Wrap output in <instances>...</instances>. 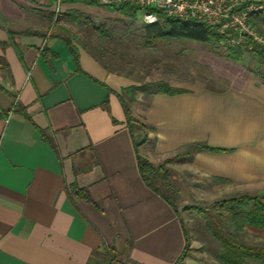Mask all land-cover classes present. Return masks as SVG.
I'll return each instance as SVG.
<instances>
[{
	"label": "crops",
	"instance_id": "0c3cea01",
	"mask_svg": "<svg viewBox=\"0 0 264 264\" xmlns=\"http://www.w3.org/2000/svg\"><path fill=\"white\" fill-rule=\"evenodd\" d=\"M79 6L90 8L64 0L58 14ZM56 8L57 0H0L8 65L0 70V264H100L110 248L123 264H174L181 225L141 180L117 96L140 82L69 39L75 62L66 37L50 32ZM213 71L222 87L170 79L185 91L150 97L143 121L155 140L139 152L155 164L206 146L213 150L182 160V173L233 187L263 183L264 84L228 61Z\"/></svg>",
	"mask_w": 264,
	"mask_h": 264
},
{
	"label": "rangeland",
	"instance_id": "374dc122",
	"mask_svg": "<svg viewBox=\"0 0 264 264\" xmlns=\"http://www.w3.org/2000/svg\"><path fill=\"white\" fill-rule=\"evenodd\" d=\"M76 11L81 13L82 17H77L75 21L58 14L56 20H52L50 32L58 33L83 45V48L109 71L131 77L140 83L167 82L173 79L192 83L201 81L211 88L223 86V81L213 71L215 64L225 61L219 57L224 50L222 44L208 45L186 39H172L156 40L152 43V47L148 48L143 46L141 39L140 30L143 22L138 18L139 15L135 20H130L118 15L112 9L98 6L93 8L79 6ZM256 25L264 35V19L262 22L258 21ZM98 27L101 30H98ZM239 66L249 70L255 69L257 64L253 55L246 51L243 55V63ZM149 99V96L143 93H136V102L126 103L137 128L135 130L140 140H143V146L151 144V131L143 121ZM150 144L146 148H151ZM172 158L171 163L166 164V168L169 170L170 184L179 192L178 209L190 239L188 255L183 263L191 264L195 260V264H215L219 245L206 230L203 219L183 208L206 206L244 194H264V182L233 187L208 180L195 172L182 173L179 166L182 159L176 154L163 158L155 164L151 163L154 166L163 165L165 160ZM236 237L241 243L264 247L262 231L246 228Z\"/></svg>",
	"mask_w": 264,
	"mask_h": 264
},
{
	"label": "trees",
	"instance_id": "16d2710c",
	"mask_svg": "<svg viewBox=\"0 0 264 264\" xmlns=\"http://www.w3.org/2000/svg\"><path fill=\"white\" fill-rule=\"evenodd\" d=\"M64 1V0H61ZM70 3H82L88 6H98L95 3L87 0H67ZM256 4L262 5L263 8L251 14L250 18L256 25L258 21L264 19V1H257ZM102 8H109L130 20H135L139 13V9L129 5H122L118 7H106L98 6ZM63 17H69L72 21H75L77 17H82V14L76 10L66 11ZM157 21L152 24H142L141 26V39L143 46L152 47V43L156 40H172V39H186L194 42L204 43L210 45L211 43H220L223 36L219 35L214 28L203 25L193 20H178L165 17L162 13H157ZM101 30L100 27L97 28ZM27 34L28 32H24ZM64 41L68 45L75 62H77L78 55L76 49L70 43L68 38ZM214 44V45H216ZM212 45V44H211ZM224 50L219 56L225 61L241 65L243 63L244 52L249 51L256 61V68L249 69L256 78L257 83L264 84V46L261 44H236L228 45L222 44ZM250 46V49H248ZM96 59V58H95ZM98 61V60H97ZM3 57H0V70L8 72V65ZM183 89L171 87L167 82H147L140 83L139 85H132L125 87L121 90L120 94H117L121 105L123 107L125 116V125L129 131L135 153V159L137 168L143 181L154 194L162 198L175 213L185 240L184 248L175 261L174 264H184V260L188 255L190 248V239L188 231L184 225V221L180 216L178 209V203L180 201V195L177 189L173 188L169 180V170L166 168V164L171 163L172 159L165 160L163 165L154 166L147 158L143 157L139 152L140 146L143 144V140H140L137 134L133 117L130 116V109L127 106V102L134 103L135 94L143 93L152 97L155 94L166 95H178L184 92ZM107 108V104H104ZM151 132L154 133L153 127L146 124ZM136 129V130H135ZM38 132L44 138L43 133L40 130ZM155 138H151V142ZM213 149L206 146H196L194 151ZM194 151L177 153L176 156L182 160H188L191 158ZM70 192L79 198L88 200V194L85 189H79L75 184L70 186ZM196 213L204 221L206 230L210 233L211 238L219 245L218 255L215 259V264H264V247L248 245L241 243L237 240V235L244 232L246 228L264 230V194L257 195H240L229 199H223L221 201L213 202L206 206H188L183 208ZM102 264H123L126 260V256L118 253L114 249H105L103 252Z\"/></svg>",
	"mask_w": 264,
	"mask_h": 264
},
{
	"label": "built area",
	"instance_id": "2783aa9c",
	"mask_svg": "<svg viewBox=\"0 0 264 264\" xmlns=\"http://www.w3.org/2000/svg\"><path fill=\"white\" fill-rule=\"evenodd\" d=\"M98 6L118 7L129 5L139 9L144 24L157 21V13L178 20H193L212 27L223 36L220 44H261L264 35L253 25L251 14L261 10L259 0H87ZM57 0L56 16L59 13ZM250 49V46H248Z\"/></svg>",
	"mask_w": 264,
	"mask_h": 264
}]
</instances>
